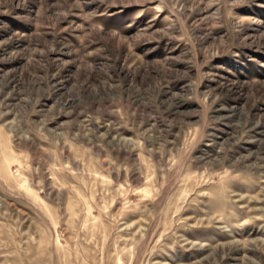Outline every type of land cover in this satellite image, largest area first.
Listing matches in <instances>:
<instances>
[{"label": "rangeland", "instance_id": "374dc122", "mask_svg": "<svg viewBox=\"0 0 264 264\" xmlns=\"http://www.w3.org/2000/svg\"><path fill=\"white\" fill-rule=\"evenodd\" d=\"M0 264H264V0H0Z\"/></svg>", "mask_w": 264, "mask_h": 264}]
</instances>
